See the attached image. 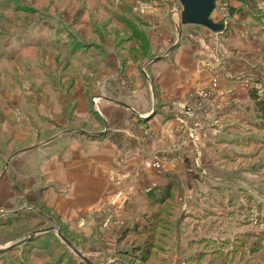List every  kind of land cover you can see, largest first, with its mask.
Returning a JSON list of instances; mask_svg holds the SVG:
<instances>
[{
    "label": "rangeland",
    "instance_id": "374dc122",
    "mask_svg": "<svg viewBox=\"0 0 264 264\" xmlns=\"http://www.w3.org/2000/svg\"><path fill=\"white\" fill-rule=\"evenodd\" d=\"M247 1L216 0L211 18L225 28L215 32L183 24L180 0H0V111L16 132L0 139V180L17 197L0 204V215L16 212L0 218V248L55 225L70 243L39 233L0 264H264V0ZM107 42L142 70L188 42L213 55L208 86L176 105L173 126L160 106L145 121L157 118L155 153L139 159L136 187L116 190L118 156L102 178L49 168L74 142L63 134L100 128L102 99L84 88ZM221 75L231 87L219 95ZM169 182L170 198L156 203Z\"/></svg>",
    "mask_w": 264,
    "mask_h": 264
},
{
    "label": "crops",
    "instance_id": "0c3cea01",
    "mask_svg": "<svg viewBox=\"0 0 264 264\" xmlns=\"http://www.w3.org/2000/svg\"><path fill=\"white\" fill-rule=\"evenodd\" d=\"M193 41L195 40H192V42ZM201 43L203 47L199 45V42L198 45L188 42V44L176 47V49L174 48L173 50L175 51L172 55L170 54L173 50L170 48L169 52L167 51L163 56L160 54L161 56L156 57L152 60L153 62L149 63V66L145 68L146 70H142L144 65L141 69H138L141 64L138 58H134L133 56L130 57L127 54L121 57L115 45L112 47V45L107 42L110 49L104 50L105 65L100 66L98 71L94 72L95 75H92L91 78L93 81H91L90 85L87 86L83 83L86 85L84 88L86 95L92 97L98 94L102 99L100 104L96 105V110L98 109L100 112L99 116L102 123L103 121L105 122V125L104 123L102 125L101 122H97V126L100 127L97 130L85 129V131H83L84 129H78L76 131H67L66 134H63L67 139L73 138L74 142L72 145H69L70 149L62 154V156L54 158L49 166V168L51 167L50 170L53 168L52 171L55 173L59 171V173L62 174L64 171L71 169L75 174H78L84 168V172L86 170V172L89 171L91 174L99 172L100 178H102L103 173L108 174V168H105V165L109 163V159H113V156H118L117 159L121 161V166H125L122 168L127 169L120 168L118 170V174L124 184L117 182V187L115 185L113 189H120L121 185L124 187H136L134 181L139 171V167L137 166L139 159L141 157L146 158L148 155L155 153L154 144H152L154 141L150 139L149 136L155 134L154 129H156L155 123L157 118L147 122L145 121L148 120L153 112L156 111L157 107L160 106V116L163 114L165 116L164 118L167 117L163 127L173 126L175 120L170 116L171 119H169V113L175 115L176 111H178L176 105L181 107L180 105L182 102L186 101L193 92L208 86L211 77H213L212 68L210 66L211 64L213 65V63L211 59L208 58V56L211 55L207 46L209 44L205 45L203 42ZM168 55L170 56L168 57ZM212 56L213 55H211V57ZM166 57L171 60L166 61ZM161 59H164L161 63L157 62ZM205 63L208 64L206 65ZM77 66L78 63L75 61L74 67L76 68ZM77 75H79V73H77ZM94 78H96L97 82L96 80L94 81ZM79 83H82V81ZM228 86L231 87L229 80L221 75L219 77V95L223 92L226 93L228 90L225 88H228ZM79 88L78 86L73 87L71 89L73 94H75L76 90ZM73 100L78 103L76 109L79 111H77L82 113V101L75 95L73 96ZM84 104L86 107V102H84ZM91 104L95 105L93 102H91ZM79 116L81 115L79 114ZM13 124L14 121L9 118L7 119L6 115H3L0 111V139L7 138L9 141L12 135H16V132L11 129ZM83 132H86L87 135H84L85 133ZM95 136L98 137L96 138ZM77 141H82L83 144L80 146ZM115 141L116 143H125L126 147L113 153L115 146L112 143ZM70 142L71 141H68V143ZM66 143L67 142L62 143L60 147H63ZM141 149L143 152H140ZM13 156H11V158ZM76 156L79 159H77L74 164H71L68 159H74ZM11 158H9V160ZM8 161L5 166L9 164ZM106 166L109 165L107 164ZM118 168L119 167H117L116 170ZM4 171L5 168L2 173H4ZM85 178L88 179L87 177ZM60 179L61 178L53 181H60ZM90 179L92 178L88 180ZM154 179L153 177L151 182L145 185L144 189H147L149 184H155ZM85 182L84 184L87 183ZM2 183V180H0V204L4 203L11 196L16 199L17 197H15L12 192L7 195V192L10 191L9 186H6L7 182ZM99 183V186L92 187L93 185H89L87 188L91 190H96V188L101 189L103 184L102 182ZM107 190H111V187L109 189L107 186ZM126 191L128 190L126 189ZM1 206H4V204L0 205V207ZM9 212L10 213L6 212L7 214L4 216H2L3 214L0 215V218L16 213L15 211Z\"/></svg>",
    "mask_w": 264,
    "mask_h": 264
},
{
    "label": "water",
    "instance_id": "95a60500",
    "mask_svg": "<svg viewBox=\"0 0 264 264\" xmlns=\"http://www.w3.org/2000/svg\"><path fill=\"white\" fill-rule=\"evenodd\" d=\"M180 3L183 6V12L181 14V20L183 24H192V25H199L206 27L212 31L215 32H221L225 26L215 23L212 18L211 14L215 9L216 0H180ZM49 230H54L58 233L59 237L70 245V243L62 236V234L59 232L58 228L50 227L45 229H40L31 232L29 235L24 236L4 247L0 248V253L4 252L6 250L12 249L14 247L20 246L22 243L27 241L29 238ZM87 260V258H85ZM89 262V260H87ZM90 263V262H89ZM122 263L123 262H118Z\"/></svg>",
    "mask_w": 264,
    "mask_h": 264
},
{
    "label": "trees",
    "instance_id": "16d2710c",
    "mask_svg": "<svg viewBox=\"0 0 264 264\" xmlns=\"http://www.w3.org/2000/svg\"><path fill=\"white\" fill-rule=\"evenodd\" d=\"M240 2H242L243 4H246L248 1L247 0H239ZM240 10V9H239ZM34 43H38V40L34 41ZM35 46H38V45H35ZM76 51V50H74ZM259 104V109L261 108V111H263L262 113V116L264 117V102H258ZM172 189H173V186H172V183L169 182L166 186H164L162 189H161V195L162 197L157 200L156 203H165L171 196V192H172ZM154 194V193H153ZM152 193H149L147 195H153ZM156 196V194H154Z\"/></svg>",
    "mask_w": 264,
    "mask_h": 264
},
{
    "label": "flooded vegetation",
    "instance_id": "af4514ba",
    "mask_svg": "<svg viewBox=\"0 0 264 264\" xmlns=\"http://www.w3.org/2000/svg\"><path fill=\"white\" fill-rule=\"evenodd\" d=\"M56 226V225H55ZM55 226H51V227H55ZM47 228H50V227H47ZM43 229H45V228H43ZM51 231H54V230H49V231H46V232H42V233H40V234H45V233H48V232H51Z\"/></svg>",
    "mask_w": 264,
    "mask_h": 264
},
{
    "label": "built area",
    "instance_id": "2783aa9c",
    "mask_svg": "<svg viewBox=\"0 0 264 264\" xmlns=\"http://www.w3.org/2000/svg\"><path fill=\"white\" fill-rule=\"evenodd\" d=\"M144 11V10H143Z\"/></svg>",
    "mask_w": 264,
    "mask_h": 264
}]
</instances>
